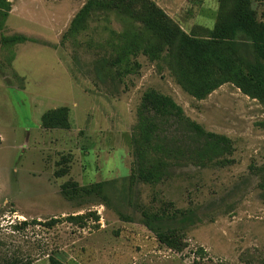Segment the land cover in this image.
I'll use <instances>...</instances> for the list:
<instances>
[{
	"label": "rangeland",
	"instance_id": "374dc122",
	"mask_svg": "<svg viewBox=\"0 0 264 264\" xmlns=\"http://www.w3.org/2000/svg\"><path fill=\"white\" fill-rule=\"evenodd\" d=\"M9 1L0 31V264H264V102L232 82L197 98L176 81L167 60L141 52L138 72L101 84L85 44L98 33L80 35L78 47L73 40L61 44L88 0ZM153 1L197 36L232 6L184 0L170 14ZM251 7L260 18L264 3L251 0ZM120 19L109 16L113 29L122 28ZM96 22L91 29L104 23ZM15 34L28 40L2 43ZM151 88L171 96L206 131L226 136L230 151L205 163L181 161L160 183L129 180L138 109ZM60 106L69 108L70 127L44 128L43 113ZM62 155L70 167L58 177ZM68 180L114 181L110 201H70L61 194ZM168 202L190 218L177 237L162 242L140 211Z\"/></svg>",
	"mask_w": 264,
	"mask_h": 264
},
{
	"label": "trees",
	"instance_id": "16d2710c",
	"mask_svg": "<svg viewBox=\"0 0 264 264\" xmlns=\"http://www.w3.org/2000/svg\"><path fill=\"white\" fill-rule=\"evenodd\" d=\"M231 1V8L221 15L219 23L207 35L197 36L187 33L153 0H88L63 33L61 44L73 40L78 47L80 35L98 33L96 42L90 39L85 44L93 52L91 65L101 84H115L138 72L136 55L141 52L153 61L167 60L176 81L197 98L232 82L264 102V9L259 18L251 0ZM10 11L11 2L0 0V31ZM110 15L121 18L120 30L111 27ZM98 20L104 23L91 29V22ZM103 31H108L109 36L103 37ZM27 40L22 34L1 38L3 44ZM74 60L78 66L76 54ZM41 123L48 129L69 128V108L60 106L44 112ZM230 149L226 136L206 131L187 117L171 96L151 88L145 91L138 109L133 137L135 167L127 178L160 183L171 176L181 161L205 163L221 158ZM70 160L68 155H62L56 176L69 171ZM259 171L264 180V163ZM113 182L81 185L68 180L61 185V194L80 203L97 199L108 203L107 191ZM140 212L142 222L162 242L177 237L190 218L189 211L177 208L173 202L161 203L157 209L142 208ZM121 216L129 218L122 213Z\"/></svg>",
	"mask_w": 264,
	"mask_h": 264
},
{
	"label": "crops",
	"instance_id": "0c3cea01",
	"mask_svg": "<svg viewBox=\"0 0 264 264\" xmlns=\"http://www.w3.org/2000/svg\"><path fill=\"white\" fill-rule=\"evenodd\" d=\"M165 10H167L170 14L171 9H177L181 5H183L184 0H156ZM256 1V0H255ZM171 5H170V4ZM261 3H264V0H261Z\"/></svg>",
	"mask_w": 264,
	"mask_h": 264
}]
</instances>
